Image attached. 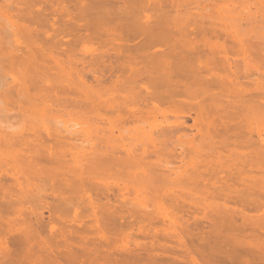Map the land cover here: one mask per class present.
Segmentation results:
<instances>
[{
	"label": "bare ground",
	"instance_id": "obj_1",
	"mask_svg": "<svg viewBox=\"0 0 264 264\" xmlns=\"http://www.w3.org/2000/svg\"><path fill=\"white\" fill-rule=\"evenodd\" d=\"M261 45L264 0H0V264H264Z\"/></svg>",
	"mask_w": 264,
	"mask_h": 264
},
{
	"label": "rangeland",
	"instance_id": "obj_2",
	"mask_svg": "<svg viewBox=\"0 0 264 264\" xmlns=\"http://www.w3.org/2000/svg\"><path fill=\"white\" fill-rule=\"evenodd\" d=\"M69 39H70V37H64V38H63L64 41H68ZM9 40H10V39H9ZM11 40H12V39H11ZM11 40H10V41H11ZM210 41H211V44H212V42L215 43V44L219 43V41H216V40H214L213 38H211ZM259 43L262 44L261 42H259ZM13 44H14V43H13ZM209 44H210V43H209ZM209 44H208V45H209ZM211 44H210V45H211ZM210 45H209V46H210ZM212 45H213V44H212ZM262 45H263V44H262ZM262 45H261V47H264V46H262ZM81 47H82V48H81L82 50H81L80 52H78V50H77L76 53L74 54V56L72 57L73 60H74V61H73V62H74V66L76 67V69H79V70L82 68V63H84V62L87 63V62H88V60H89L88 58L90 57L89 55H92L91 57H95V56H97L96 54H98V53H99V50L101 49V48L99 49V47H98L97 45H93V46H89V45L87 46V45H84V46H81ZM63 48L66 49V46H63ZM77 49H78V48H77ZM79 49H80V48H79ZM82 51H83V52H82ZM100 51H101V50H100ZM81 52H82V54H81ZM262 53H263V52H262ZM84 54H85V57L83 56ZM99 54H100V53H99ZM99 54H98V55H99ZM236 55H237V57H236V58H237V61H240L241 56H240L238 53H237ZM80 56H81V58H82V56H83L85 60L87 59V61H85L84 59H83L84 61H77V60H79ZM233 56H234V54H233ZM86 57H88V58H86ZM91 57H90V58H91ZM86 63L84 64V66H87ZM89 63H90V61H89ZM238 63H239V62H238ZM263 64H264V62H263ZM263 64H262V62H261V65H259V69L261 70V72L264 71V65H263ZM88 77H89V76H88ZM88 81L91 82L92 84H94L93 81H92V79H90V77L88 78ZM110 84H111V83H110L108 80H106V81L102 82V85H101V86H103V87H105V88H109ZM56 108H57V107H56ZM160 109H161L160 114L157 115V117L154 118V120H153V119H150L149 122L146 121V123H147V122H148V123H147L146 125H144L145 123H143L144 126L141 125V127L143 126L144 129H145L146 126H149L150 124H153L154 127H155V126L158 127L159 125H160V127H161L162 125H165V124H166V121H165V120L168 121L167 123L173 122V121L175 120V118H172L171 115H170L169 113H166L167 117H163V116L161 115L162 112H164V111H168L169 108H167V107H162V108H160ZM167 109H168V110H167ZM186 111H187V109L182 108V109H179V110H178V113L181 115L182 113H186ZM111 115H112V114H111ZM111 115H110V116L108 115V116H109V117H112V116L114 117V115H112V116H111ZM108 116H107V118H108ZM113 119H115V118H113ZM185 120L187 121V124H188V125H191V120H190V119L187 118V119H185ZM97 122H98L99 124L101 123V122H99V121H97ZM102 122H103V124L107 127V125H108L107 123H108V122H107L105 119H104V121H102ZM112 122H113V120H112ZM113 123H114V122H113ZM162 123H163V124H162ZM68 124H70V123L68 122ZM99 124H98V126H99ZM148 124H149V125H148ZM161 124H162V125H161ZM100 125H101V124H100ZM114 125H115V124H114ZM166 125H167V124H166ZM105 126H102L101 128L103 129V128H105ZM130 127H132V126H130ZM130 127H129V128H130ZM143 127H142V128H143ZM151 127H153V126H151ZM151 127L149 126L148 128H151ZM148 128H146V129H148ZM114 132H115V135H117L115 129H114ZM29 133H30V132H29ZM31 133H32V132H31ZM31 133H30V134H31ZM26 134H28V133H26ZM26 134H24V135L26 136ZM41 134H42V133H41ZM27 136H28V135H27ZM27 136H26V137H27ZM31 136H32V135H31ZM41 136H43V135H41ZM43 137H45V136H43ZM117 137H118V136H117ZM119 138H120V137H119ZM120 140H123V139H120ZM119 142H120V141H119ZM79 143H80V142H79ZM79 143H78V145H79ZM121 143H122V142H121ZM81 145H83V144H81ZM85 145H87V144H85ZM85 145H83V146H85ZM87 146H88V145H87ZM85 147H86V146H85ZM152 158H153V157H151V159H152ZM151 159L149 158V161H150ZM186 159H187V158H186ZM186 159H184V160L186 161ZM187 162H190L189 159L185 162L184 167H185V165H186ZM177 163H178V162H177ZM179 164H180V163H178V165H179ZM175 165H176V163H175ZM180 165H181V164H180ZM187 165H188V164H187ZM173 166H174V165H173ZM48 201H49V200H48ZM232 205H233V204H232ZM232 205L229 204L230 207H233ZM234 207H235V206H234ZM41 212H44V215H43V216H44V218H45V220H46L47 218L45 217V215L47 216V212H46L44 209H43ZM70 213L72 214V212H69L68 216L71 215ZM66 214H67V213H66ZM72 215H73V214H72ZM182 215H183V214H182ZM207 215L211 216V213H210V214H207ZM65 216H66V215H65ZM65 216L63 215L61 220H63V217L65 218ZM68 216H67V217H68ZM183 216H184V215H183ZM198 216H199V215H197V217H198ZM67 217H66V219H67ZM70 218H71V217H70ZM55 219H56V218H55ZM55 219L53 220V222H55V224H56L57 221H55ZM59 219H60V218H59ZM59 219H58V222L60 221ZM199 219H200V218L198 217V220H199ZM236 219H238V217H237ZM200 220H201V219H200ZM203 220H204V219H202V220H201L202 222H201V221H200V222L203 223V224L207 222V219H206V222H205V220H204V221H203ZM208 220H211V219L208 218ZM62 222H63V221H62ZM62 222H60V223H62ZM65 222H66L67 225H69V223H71L70 221H69L68 223H67V221H65ZM85 222H88V221H86V219H85ZM190 222H191V221H190ZM198 222H199V221H198ZM200 222H199V224H201ZM60 223H57L58 228H59V224H60ZM63 223H64V222H63ZM203 224H201V225H202V228L204 227ZM209 224H210V221H208L207 224H204V225L207 227ZM51 225L53 226V223H52ZM63 225H64V224H63ZM63 225H62V226H63ZM67 225H64V226H67ZM201 225H200V226H201ZM62 226H60V227H62ZM200 226H199V230H200V228H201ZM208 228H209V226H208ZM208 228H206V230H207ZM56 229H57V227H56ZM203 230H204V232H205V227H204V229H202V231H203ZM132 231H133V230H132ZM200 231H201V230H200ZM200 231H199V232H200ZM122 232H123L124 235H125V233L127 234V233H129L130 231H129V229H126V228H125V229L122 230ZM123 233H122V235H123ZM131 233H133V236L135 237L134 232H131ZM201 233H202V235H203V232H201ZM208 233H209V232H208ZM204 234H207V232H205ZM131 235H132V234H131ZM120 236H121V235H120ZM125 236H127V235H125ZM125 236H124V237H125ZM121 237H122V236H121ZM134 237H133V238H134Z\"/></svg>",
	"mask_w": 264,
	"mask_h": 264
}]
</instances>
